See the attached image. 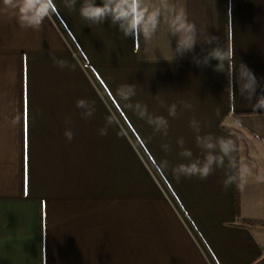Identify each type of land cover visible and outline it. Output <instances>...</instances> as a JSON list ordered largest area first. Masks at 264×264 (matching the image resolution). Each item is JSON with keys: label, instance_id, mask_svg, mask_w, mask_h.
Returning <instances> with one entry per match:
<instances>
[{"label": "crops", "instance_id": "crops-1", "mask_svg": "<svg viewBox=\"0 0 264 264\" xmlns=\"http://www.w3.org/2000/svg\"><path fill=\"white\" fill-rule=\"evenodd\" d=\"M83 3H0V264H264V0Z\"/></svg>", "mask_w": 264, "mask_h": 264}, {"label": "clouds", "instance_id": "clouds-1", "mask_svg": "<svg viewBox=\"0 0 264 264\" xmlns=\"http://www.w3.org/2000/svg\"><path fill=\"white\" fill-rule=\"evenodd\" d=\"M0 3L5 8H11L14 11L15 17L22 28H39L45 18L52 13L55 0H0ZM73 3H75V0H73ZM80 15L94 23H99L106 17H111L113 23L124 21L127 23L126 34L138 31L143 23L140 0H101L100 4H97L96 0H84L80 8ZM149 19L155 23V17H149ZM193 42L192 38L188 37L183 41V45L191 48ZM59 63L61 66L64 64L63 61ZM249 76L254 83L255 77L250 72ZM261 103H264V101H261ZM84 106L85 101H77V107ZM172 111H174V106ZM64 134L69 141L73 139V133L70 130H66ZM101 134H104L103 130ZM212 146L211 144L208 145V147ZM221 150L227 154L230 150L229 144L222 142ZM185 155H191V153L185 152ZM214 159L213 156L209 155L203 166H199L196 162L181 164L174 170L176 173L175 178L179 180L182 175L189 178L198 176L200 179H206L211 172Z\"/></svg>", "mask_w": 264, "mask_h": 264}, {"label": "trees", "instance_id": "trees-1", "mask_svg": "<svg viewBox=\"0 0 264 264\" xmlns=\"http://www.w3.org/2000/svg\"><path fill=\"white\" fill-rule=\"evenodd\" d=\"M236 207H237V212L239 213V184L236 178Z\"/></svg>", "mask_w": 264, "mask_h": 264}]
</instances>
